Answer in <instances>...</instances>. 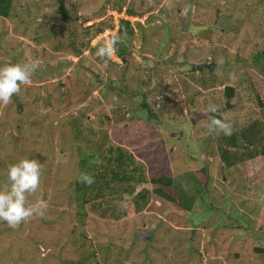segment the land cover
Wrapping results in <instances>:
<instances>
[{
    "label": "rangeland",
    "instance_id": "1",
    "mask_svg": "<svg viewBox=\"0 0 264 264\" xmlns=\"http://www.w3.org/2000/svg\"><path fill=\"white\" fill-rule=\"evenodd\" d=\"M65 2L71 23L56 12L57 0H14L12 15L0 17V67L38 60L36 72L55 73L48 82L64 87L77 72L78 61L71 54L74 40L68 31L77 33L76 43L81 44L88 41L82 33L92 24L109 18L116 24L95 36L85 49L91 61L88 67L95 72L85 83L91 89L93 79V92L64 98L55 91L47 107L41 101L34 104L36 96H32L29 115L17 110L13 97L8 105H0V191L9 188L5 173L10 165L41 156L49 162L44 170L47 177H40V188L28 196L29 203L42 202L46 211L16 229L0 222V264H264V252L256 250H264V157L234 168L221 161L224 147L239 155L250 151L232 149L231 136L239 137L253 125L264 132V0ZM117 6H123V11L115 10ZM130 7L144 11V16L127 18ZM125 18L136 22L127 48L131 70L124 83L117 81L118 73L112 79L127 92L126 88L138 91L139 81L148 84L147 98L157 116L176 121L169 124L170 130L146 122L149 113L141 105V96L124 99L120 90L116 93L120 98L106 95L112 73L101 64L97 50L117 36L119 22ZM196 23L204 25L205 31L185 47L177 46ZM111 60L125 65L116 53ZM202 62L217 66L210 72L180 71V64ZM154 82L158 83L154 86ZM83 85L76 77L73 86H81V92ZM227 87L235 89L231 99L226 97ZM26 92L22 90L24 96ZM209 105L217 106L221 117L232 124L231 136L209 133L202 127L208 120H197L195 114ZM88 107L98 110V126L105 127L113 145L121 144L126 126L131 144L124 147L148 167L165 168L174 184L195 199L189 217L173 212L171 203L153 195L145 210L134 216L115 218L114 210L93 204L80 208L68 171L59 164L61 158L73 160L77 154L74 133L60 117ZM89 121L93 122L92 116ZM149 129L161 139L157 144L141 138ZM157 145L163 147L161 156L149 154ZM200 170L206 173L201 176Z\"/></svg>",
    "mask_w": 264,
    "mask_h": 264
},
{
    "label": "trees",
    "instance_id": "2",
    "mask_svg": "<svg viewBox=\"0 0 264 264\" xmlns=\"http://www.w3.org/2000/svg\"><path fill=\"white\" fill-rule=\"evenodd\" d=\"M13 9L14 0H0L1 18H9L13 13ZM115 10L122 12L123 6H117V9ZM56 12L71 23V11L69 12V9L66 7L65 0H57ZM216 12L219 13V9ZM144 14V11L135 12L133 7H130L126 10V15H128L129 18H142ZM135 23L131 22V20L122 19L119 22L117 36H112L119 40L116 54L122 61V64L125 65L122 66L118 62H113L111 58L102 59L100 61L101 64H107L110 72L112 73L108 85L109 92L106 94L112 99L120 98L119 95H117V91H122L123 88L119 87L118 82L112 79L113 74L116 75V73H118L116 79L122 83H124V81L127 79V75L130 74L131 63L127 48L129 39L134 36L133 24ZM137 24L139 25L140 23ZM115 27L116 24L111 20V18L104 19L100 23H94L87 27L85 31H83L82 36H87L89 39L87 42L81 40V44H77L75 40L78 34L74 33L73 31H68L69 35L74 40L72 42L73 49L71 54L78 58V61L75 65L77 72H74V75L71 79L72 84L70 83L67 87H64L62 83L48 82L49 80L53 79L55 73L49 74L46 72H36L35 81L33 82L32 80V83L26 86L22 85L21 91L18 94L13 95L14 101L17 104V110L26 115L31 114L28 111L32 96H36L34 104L41 101L42 105L47 107L51 105L55 91H58L61 96H64V98L70 95H87V92L88 94L93 92L92 88L95 85V82L92 81L93 79L91 80V89L88 88V85L85 83L88 81L87 78H94L95 75V72H93L94 70H91V67H88V64L91 61L88 57H85L84 54L86 51H88L85 49L90 47V41L95 36L104 33L106 30H113ZM204 31V25L198 23L192 25L188 30V33L183 35L180 38V41H177V46L180 45L182 48L185 47L190 42L189 39L197 37ZM68 62L73 64L72 61ZM180 65L183 67V71L181 69L180 71L183 73L196 71L195 65ZM206 70L208 72L211 71L209 69ZM197 72L201 71L197 70ZM48 77L51 78L47 79ZM76 77H80L82 83L84 84L83 91L81 92L78 91L81 86H78L77 88L73 86ZM157 83L158 82H154V86ZM147 88H149L148 84H143L139 81L138 91H132L131 88H126L128 92L122 91L125 93L124 99L137 100L139 96H141V105L149 113V117L146 122L152 124L156 123L158 127H167L170 130L172 127H170L169 124H175L176 121L171 120L167 122V116H157L155 110L150 104L149 99L147 98L150 94V90H147ZM23 89H27L25 95L28 96H24L22 94ZM34 90L37 92L36 95H34ZM234 91L235 89L233 87H227L225 89L226 97L228 99L233 98ZM68 92L69 95H65ZM129 93L131 95H129ZM138 93L141 95H138ZM262 99L264 101V96ZM63 102L64 99L62 103ZM97 111L94 110V107H88V109L85 108V110H80L78 113L68 114L63 118L60 117V121L68 125V129L71 130L72 135L74 133L73 139L77 154L76 157L71 158L73 160L69 159L64 161L63 158H61L59 160V164L68 171L69 182L74 195L80 202V208L84 210L87 205L93 204V206L97 209H104L105 211L114 210L116 213L114 214L115 218H119V216H134L142 213L145 210V207L149 204L153 195L159 199H164L165 201L171 203L173 207H176L172 209L173 207L171 206L172 208L170 210H173V212H176L183 218H185V216L189 217L190 213H192L195 199L193 197H189L185 191L174 184L173 177L169 176L167 173L165 174V168L159 170L158 168L148 167V165L140 161L138 157L132 151H130V149H126L124 147V145L128 146L131 144V138L128 135V129L126 126H124L125 130H127L124 138L123 136L119 137L121 144H118L117 146L113 145L105 127L102 126V128H100L98 126L99 124L97 123L96 118H98L99 112ZM195 115L199 122L208 120L209 115H216L217 118H222L220 111H218L216 114H209L205 111L203 113H196ZM91 116L93 122L89 121ZM54 118L56 119L59 117L55 116ZM106 118L112 119L108 115ZM51 119H53V117H51ZM130 121H132V119H130ZM51 125L53 126L54 130H56L54 124ZM102 125H105L104 121L102 122ZM248 128L249 129H246L243 131V133L238 135L239 137L231 136L228 141V143L231 144L232 149H238L241 147L250 148L248 153L239 155L236 152L231 151L228 147H224V149L221 150V161L226 168H234L244 163L246 160L264 157V132L261 130L260 126L253 125ZM141 138H150V142L154 144H157L159 141H161V139L154 136L153 130L150 129L148 133L142 135ZM239 140H241L244 144L240 146V144L237 143ZM43 144L45 145L44 147L48 148L47 143ZM162 149V146L160 147V145H157V148L149 154L161 156ZM38 154L40 157L41 153L38 152ZM36 160H38L42 165L41 177H47L44 173V170L47 169V166H49L48 160L43 159L42 156L41 159L39 158ZM50 162H53V160H50ZM169 166L171 168V162H169ZM82 173H89L95 178V183L92 184L91 187L78 182V178ZM205 173L206 170L199 171L201 176ZM200 185L201 187H205L203 182H200ZM256 250L259 252H264V250L259 248Z\"/></svg>",
    "mask_w": 264,
    "mask_h": 264
},
{
    "label": "clouds",
    "instance_id": "3",
    "mask_svg": "<svg viewBox=\"0 0 264 264\" xmlns=\"http://www.w3.org/2000/svg\"><path fill=\"white\" fill-rule=\"evenodd\" d=\"M118 43L119 40L116 37L105 40L98 48L97 55L102 59H110L116 53ZM199 64L195 65L196 70H198L197 65ZM38 68V60L0 67V105L11 103L13 95L21 91L22 85L31 84V78ZM203 69L209 68L204 67ZM230 78L234 79L235 74L231 73ZM206 113H218L217 106L209 105ZM202 127L206 128L209 133L217 135L231 136L233 134L232 124L223 118H217L216 115H209L208 122L203 124ZM41 167V163L36 159H21L6 169L5 175L9 188L6 192L0 191V222L16 229L31 218L43 217L46 208L42 202L29 203L28 201V196L36 193L40 188ZM78 182L91 187L95 183V178L89 173H82L78 178Z\"/></svg>",
    "mask_w": 264,
    "mask_h": 264
},
{
    "label": "water",
    "instance_id": "4",
    "mask_svg": "<svg viewBox=\"0 0 264 264\" xmlns=\"http://www.w3.org/2000/svg\"><path fill=\"white\" fill-rule=\"evenodd\" d=\"M215 66H216L215 64L201 63V64L197 65V69H198L199 71H201L204 67H205V68L212 69V68H214ZM260 105H262V103H260Z\"/></svg>",
    "mask_w": 264,
    "mask_h": 264
}]
</instances>
